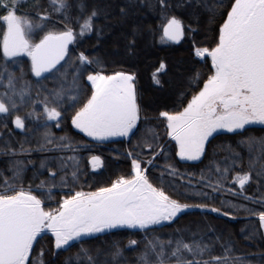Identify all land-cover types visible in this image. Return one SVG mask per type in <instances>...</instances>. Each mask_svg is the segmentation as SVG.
I'll return each instance as SVG.
<instances>
[{
  "label": "snow or ice",
  "instance_id": "6c2138e0",
  "mask_svg": "<svg viewBox=\"0 0 264 264\" xmlns=\"http://www.w3.org/2000/svg\"><path fill=\"white\" fill-rule=\"evenodd\" d=\"M158 2L161 8L170 7L167 0H158ZM23 3L29 4L35 10L34 16L38 22L30 18L33 15L31 12L18 14L19 6ZM224 5L225 0H214L211 6L205 0L203 6L212 13L214 20L218 15H224ZM73 8L78 13L75 17L71 14ZM120 11L122 16L128 15L126 8H121ZM0 13H3L0 15V24L4 26L3 38L0 42L4 59L3 68L8 78L6 87L11 90V95L8 91L0 93V114L10 116L19 110L17 96L21 104L25 102L26 96L30 97L28 82H25L19 91L15 87V82L22 80L25 75L22 62L18 58L27 56L31 62L29 71L36 78L44 80L52 76L60 79L59 87L51 90L41 102L45 127L49 122H55L56 127L61 126L67 110L64 107L67 97V101H70L67 107L75 109L74 114L70 116L71 125L94 141L103 142L111 137H129L135 134L138 121L141 119V108L138 104L134 74L124 71H117L111 75H106L102 71L88 72L86 80L91 82V95L81 107L76 108V104L81 102L82 89L79 81L83 73L93 63L99 64V61H94L84 52H80L77 57L78 65L72 74L70 84L67 80V71L61 72V68L64 67L61 62L67 63L65 58L69 56V45L76 42L77 36L83 37L94 31V21L101 14L98 8L93 7L89 11L86 0H75L74 4L72 0H47V7L42 0H0ZM53 14L60 19L53 21ZM166 19L167 22L163 24L162 39L179 42L186 34L183 21L176 16ZM50 23L62 25V30L49 29ZM73 23L78 25V33L71 26ZM187 30L197 31L190 25ZM37 33H43L38 42L34 39ZM138 35L139 29H133L132 36ZM135 43V39L131 40L128 44L129 49L134 48ZM194 52L196 57L211 58V75L203 82V87L192 95L182 111H161L157 117L165 122L166 134L175 141V155L181 160H199L205 152L209 138L220 130L242 136L244 132L250 131L252 126L259 125L264 129V0H228L226 18L219 26L215 46L195 47ZM9 63L21 65L19 77L15 72L8 70ZM164 68L165 65L161 63L160 69ZM4 72H0V86H3ZM57 73H60V77H57ZM199 78L200 74L197 73L193 80ZM156 82L159 83V80ZM50 104L52 106H49ZM31 115L33 113L27 114V116ZM26 118L16 115L12 123L17 129H25ZM54 139L49 132H45L46 144H52ZM152 139H156L155 134ZM59 140L68 141L63 148L72 150L69 137L61 136ZM238 143L247 144L251 152L255 144L264 148V136L258 138L249 135ZM145 147L153 151V159L159 155L151 143L146 144ZM43 148L44 145L41 146V150ZM25 151L30 150L24 149L21 145V152ZM0 154L17 155L10 146L8 149L0 148ZM128 155L132 156L133 153L129 152ZM235 156L236 159L222 170L217 165L219 179L215 185L209 184L214 190L222 186L223 181L228 180L229 174L243 159L239 153ZM72 159L74 157L44 159L40 161V168L48 169L50 181H56L59 176L61 188H66L67 177L60 173L66 172V160ZM153 159L148 160L147 163L151 165ZM56 161H59L58 169L53 170L49 165ZM100 163L99 156L91 157L93 169ZM22 164V161L16 160L15 166L10 168L12 178L5 177L0 183V264H44L42 253L30 261L34 242H38V237L44 238L42 233L50 232L54 237L52 255L56 257L61 251H68L73 246L71 242H81L85 237L93 234L105 233L117 228L140 229L148 232L153 226H162V222L174 221L179 214L189 208L206 207V205H190L173 199L162 188L155 187L149 181L141 160L133 159L130 177L120 176L110 186L100 187L95 191H75L58 201L56 209L46 211L43 206L44 200L53 199L51 190L56 184L49 183L46 188V181L42 180L34 187L29 185L25 190L22 185L24 172ZM166 170L170 175L177 172L172 165H167ZM254 170L255 163L250 159L248 170L237 171L231 177L232 183L243 191L246 185L253 182ZM2 175L3 173L0 172V176ZM36 175L34 174V179ZM163 177L164 173H161V182ZM72 179L73 181L78 179L77 171L72 172ZM255 180L264 185V165L255 171ZM16 182H21L19 188L16 187ZM36 193H41L44 198ZM181 194L187 198V193ZM198 195L207 194L198 193ZM244 198L255 199L249 196ZM256 202L264 204V194L262 199ZM211 211L219 212V209L213 208ZM223 215L227 216L228 213L225 212ZM258 220L259 227L264 229V211L258 213ZM255 235L254 231L251 236ZM172 244V240L165 243L158 237L148 240L144 251L138 257L140 264H166V261L173 259L175 264H231L227 253L232 249L228 242L221 245L225 253L223 257L211 256L214 246L200 241L194 240L189 244L180 238L175 240V247L170 252L166 251V245L170 248ZM136 245L138 241L129 240V246ZM113 247L115 251L111 253L112 260L118 264L117 258L122 252L118 242L114 243ZM206 254L210 259L196 258H202ZM187 256L193 258L188 259ZM74 260L75 264H99L90 254V249L83 246L76 253ZM66 264L69 262L66 261ZM103 264L108 262L104 261Z\"/></svg>",
  "mask_w": 264,
  "mask_h": 264
},
{
  "label": "trees",
  "instance_id": "16d2710c",
  "mask_svg": "<svg viewBox=\"0 0 264 264\" xmlns=\"http://www.w3.org/2000/svg\"><path fill=\"white\" fill-rule=\"evenodd\" d=\"M42 2L47 7V0ZM206 2L211 6L214 0H206ZM72 3L74 4L75 0H72ZM86 3L89 11L95 7L101 14L94 21V31L83 37L77 36L76 42L70 45L69 56L65 58L67 63L65 64L64 61L61 63L64 65L61 72L67 71V80L70 84L72 74L78 65L77 57L80 52H84L94 61H99V64L93 63L79 81L82 89L81 102L76 104V108L81 107L91 95V82L86 80L88 72L102 71L106 75H111L117 71H124L134 74L138 104L141 108V119L138 121L135 134L129 137H115L103 142L94 141L71 125L70 116L74 114L75 109L67 107L70 103L67 97L64 105L67 110L61 126L56 127L55 122H49L45 127L41 102L51 90L59 87L60 79L49 76L48 79L39 80L29 71L30 58L21 56L18 59L22 62L25 75L22 80L15 82V87L19 91L25 82H28L30 97L26 96L25 102L21 104L17 96L19 110L10 116L0 114V148L8 149L10 146L17 153L15 156L0 154V172L3 173L0 176V183L5 177L12 178L10 168L15 166L16 160H20L23 162L22 185L25 190L29 185L34 187L42 180L46 181V188L49 183L56 184L51 190L53 199H45L43 205L45 210L56 209L58 201L75 191H95L100 187L110 186L120 176L130 177L132 160L140 159L149 181L155 187L162 188L173 199H178L182 203L206 205V207L189 208L179 214L174 221H165L162 226H153L148 232L140 229L117 228L105 233L93 234L85 237L81 242L74 241L68 251H61L56 257L52 255L54 237L50 232L42 233L44 238L38 237V242H34L30 261L42 253L44 264H66V261L75 264L74 257L83 246L90 249V254L99 264H103L104 261L115 264L111 253L115 251L113 244L118 242L122 252L117 258L118 264H140L138 257L144 251L145 244L148 240L158 237L165 243L168 240L173 241L170 248L166 245V251L169 252L175 247V240L180 238L189 244L195 240L213 245L211 252L213 257H223L225 253L221 245L228 242L232 249L227 253L231 264H264V229L259 227L258 220V213L264 211V204L256 202L262 199L264 185L255 180V171L264 165V148L255 144L250 152L247 144L238 143L249 135L258 138L264 136V129L259 125L252 126L250 131L244 132L242 136L227 132L217 133L207 142L200 160L188 161L181 160L175 155V141L167 136L165 122L157 118L161 111H182L192 95L203 87V82L211 75V58L196 57L194 49L215 46L219 26L226 18L228 0H225L224 15H218L214 20L212 13L203 6L205 0H199V3L197 0L191 2L167 0L170 7L166 9L161 8L158 0H143V2L142 0H86ZM19 7L18 14L31 12L33 15L30 18L38 22L34 16L35 10L29 4L23 3ZM121 8L127 9L126 17L121 15ZM71 14L73 17L78 15L75 8ZM171 16H176L185 25V37L179 42L162 39L163 24L167 22L166 18ZM52 19L56 21L60 17L53 14ZM189 25L197 31H188ZM71 26L77 33L79 32L78 25L73 23ZM49 29L62 30V25L50 23ZM133 29H139L138 36H132ZM3 30L4 26L0 24V42H2ZM133 39L136 41L135 47L129 49L128 44ZM161 63L165 65L164 69H160ZM3 65L4 59L0 47V72H4ZM20 67L21 65L8 64V70L15 72L17 77L20 76ZM197 73L200 74V78L194 81L193 77ZM56 75L60 77V73ZM156 80H159V83ZM7 83V73L4 72L0 93L8 91L11 95V90L6 87ZM5 101L7 102L6 98ZM28 113L33 115L27 116ZM16 115L27 117L25 129H17L12 123ZM149 129L151 131H148ZM45 132H49L55 138L52 144L45 143ZM154 134L155 140L152 139ZM61 136L70 138L72 150L63 148L68 141H60ZM148 143H151L155 152L159 153L154 159L153 151L145 147ZM21 145L30 151L21 152ZM42 145H44L43 150H41ZM161 148H163L162 152ZM129 152L133 155L129 156ZM236 153H239L243 159L229 174L228 180L223 181L222 186L214 190L209 184L215 185L219 179L217 165L221 170L230 165L231 161L236 159ZM92 156H99L101 160L100 165L95 169L91 164ZM54 157H74L72 160H66V172L60 173L67 177L66 188H61L59 176L56 181H50L48 169L40 168L41 160ZM150 159H153L151 165L147 163ZM250 159L255 163L254 180L241 191L238 185L232 183L231 177L237 171H247ZM58 165L59 161H56L49 166L57 170ZM167 165H172L177 170L176 174L170 175L166 170ZM73 171L78 172V179L75 181L72 179ZM161 173H164L163 182L160 179ZM34 174H37L35 179ZM20 184L21 182H16V187L19 188ZM181 193H187V198ZM198 193L207 195L201 196ZM36 194L44 198L41 193ZM245 196L255 199L246 200ZM213 208L219 209V212L211 211ZM225 212L228 213L227 216L223 215ZM254 231L256 235L253 237L251 234ZM129 240L138 241V245L129 246ZM237 257L240 259L236 260ZM187 258L193 257L187 256ZM196 258L210 259L208 254ZM166 264H175V260L166 261Z\"/></svg>",
  "mask_w": 264,
  "mask_h": 264
},
{
  "label": "rangeland",
  "instance_id": "374dc122",
  "mask_svg": "<svg viewBox=\"0 0 264 264\" xmlns=\"http://www.w3.org/2000/svg\"><path fill=\"white\" fill-rule=\"evenodd\" d=\"M40 33H37V34H35L34 35V39L38 42V39H39V37L41 36V35H39ZM247 127V126H246ZM220 132H226V131H224V130H220V131H218L217 133H220ZM217 133H214L213 134V136L215 135V134H217ZM111 138H115V137H111ZM111 138H109V139H111ZM211 138V137H210ZM209 138V139H210ZM108 140V139H107ZM206 145H207V143H206ZM206 145H205V149H206ZM203 155H204V153L202 154V156L200 157V159L203 157ZM199 159V160H200ZM188 161H198V160H188ZM47 211V210H46ZM97 234V233H96ZM74 242V241H73ZM73 242H71V243H73Z\"/></svg>",
  "mask_w": 264,
  "mask_h": 264
},
{
  "label": "water",
  "instance_id": "95a60500",
  "mask_svg": "<svg viewBox=\"0 0 264 264\" xmlns=\"http://www.w3.org/2000/svg\"><path fill=\"white\" fill-rule=\"evenodd\" d=\"M172 42H173V41H172ZM70 45H71V44H70ZM70 45H69V48H70ZM62 62H63V61H62ZM62 62H61V63H62ZM46 75H47V74H46ZM162 223H163V222H162Z\"/></svg>",
  "mask_w": 264,
  "mask_h": 264
}]
</instances>
